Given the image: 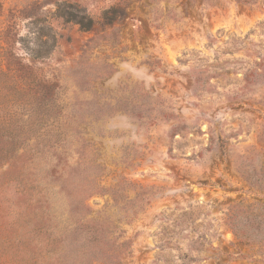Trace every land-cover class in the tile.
Returning <instances> with one entry per match:
<instances>
[{
  "label": "rangeland",
  "instance_id": "1",
  "mask_svg": "<svg viewBox=\"0 0 264 264\" xmlns=\"http://www.w3.org/2000/svg\"><path fill=\"white\" fill-rule=\"evenodd\" d=\"M0 1L1 33L34 0ZM17 23L22 54L35 44ZM52 27L55 117L1 123L0 178H15L0 189V264H91L71 251L89 235L70 233L77 216L124 231V264H264V0H130L118 42L99 40L79 72L84 42L110 27ZM65 188L90 214L70 216Z\"/></svg>",
  "mask_w": 264,
  "mask_h": 264
},
{
  "label": "trees",
  "instance_id": "2",
  "mask_svg": "<svg viewBox=\"0 0 264 264\" xmlns=\"http://www.w3.org/2000/svg\"><path fill=\"white\" fill-rule=\"evenodd\" d=\"M129 1L112 0L109 5L97 6L94 12L88 11L80 0H34L25 7L9 9L5 18V25L0 33V111L2 110L0 132L3 130L1 123H8L9 125L18 119L25 120L24 116L31 117V119H44V115L52 114V117H55L52 111L58 81L48 77L43 66L56 47V33L52 27L53 23L58 25L77 24L83 31L90 30L96 23L110 27L108 34H98L84 42L82 52L76 61L75 70L79 72L83 63H87L88 53L98 46L99 40L108 37L112 43L118 42V32L112 25L125 15ZM160 1L164 0H158V2ZM237 1L245 2L246 0ZM47 5H52V9L46 8ZM2 11L3 2L0 1V14ZM20 18L28 19L30 25L27 26V32L34 38L30 44H35V47L24 45L22 47L24 54L15 51L17 41L22 46V41H24L23 36L18 32L17 22ZM106 66L112 67L110 63H107ZM99 77L101 75L96 78ZM13 107L16 110H21V112H16ZM6 108L9 110L4 111ZM24 111L28 113H24ZM3 131H6V128ZM9 171L11 170L6 169L3 172L4 178H0V181L2 180L0 189L5 185L12 184L15 177ZM92 180L94 182V178ZM95 186V188H102L99 184ZM90 188L93 186L84 189L85 195L92 192L93 189ZM65 190L70 197L69 214L71 217L75 218L81 209L85 210L87 215L90 214L89 208L85 204L81 205L80 197L74 196L73 190L66 188ZM15 192L20 199L23 193L22 188H18ZM237 207L238 205L230 208L228 219L234 235L237 238H242L233 223ZM73 222L75 227L70 233L73 234L82 229L89 232L82 244H78L72 250L70 249L72 254L77 257L78 262L84 261L87 256H92L91 264H124L121 255L128 246V241L122 239L124 232L122 229L118 235H115L109 228L111 222L94 218L85 221L78 216ZM67 235L65 236L67 237ZM69 256L68 252L63 254V257H67L66 261Z\"/></svg>",
  "mask_w": 264,
  "mask_h": 264
}]
</instances>
